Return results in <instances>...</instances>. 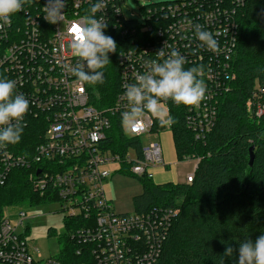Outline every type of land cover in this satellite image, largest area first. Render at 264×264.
<instances>
[{"label": "built area", "instance_id": "2783aa9c", "mask_svg": "<svg viewBox=\"0 0 264 264\" xmlns=\"http://www.w3.org/2000/svg\"><path fill=\"white\" fill-rule=\"evenodd\" d=\"M171 1L142 8L141 22H137L124 16V0H105L107 29L124 38L117 56L118 92L113 105L105 109L90 103L87 84L77 82L70 72L77 63L71 51L77 40L74 29L81 26L96 0H65L62 21L55 25L43 17L49 0H33L9 24L0 21V77L14 80L16 91L29 101L24 128L41 131L38 144L24 153L0 146V187L6 185L13 170H26L32 191L46 203L60 204L63 222L74 220L58 237L60 241L67 235L70 251L59 247L56 257L44 259L38 249L28 245L25 209L18 211L13 225L9 218L12 208H4L0 211V264H155L160 258L178 210L153 208L145 213L116 214L103 184L117 172L139 181L153 180L155 169L173 166L164 163L159 142L144 147L141 139L171 133L172 123L167 120L171 106L177 104L161 102L167 115L164 124L146 113L135 129L122 126V132L138 140V145L123 148L113 143L109 148L107 132L112 117L121 119L127 110V86L147 71L149 62L164 48L166 53L174 50L182 55L186 69L197 68L206 85L205 99L198 106L178 105L184 110V125L193 141L205 142L217 119L218 98L230 91L235 80L237 14L245 2ZM197 24L213 34L217 51L200 46L194 34ZM251 95L248 113L264 118V84L256 85ZM189 161L194 164L186 184L192 182L200 157H183V162ZM114 165L120 170L112 172ZM37 205L41 204L29 209Z\"/></svg>", "mask_w": 264, "mask_h": 264}, {"label": "trees", "instance_id": "16d2710c", "mask_svg": "<svg viewBox=\"0 0 264 264\" xmlns=\"http://www.w3.org/2000/svg\"><path fill=\"white\" fill-rule=\"evenodd\" d=\"M237 21L238 45L232 62L235 80L230 91L218 98L217 119L205 142L193 141L184 125L182 107L170 108L177 161H183L184 156L200 157L192 182L140 180L142 194L132 199L136 213L153 208L178 210L155 264H219L226 246L238 250L237 241H255L264 234V118L251 117L246 107L255 86L264 84V0H245ZM106 35L114 39L117 48L104 69V83L87 84L90 103L99 109L114 103L119 86L117 56L124 47V38L116 30L108 28ZM40 134L37 128H24L21 141L8 147L24 153L38 144ZM106 140L109 148L113 143L123 148L138 145V140L122 132L119 117H112ZM250 151L252 166L248 164ZM46 202L32 191L26 170H13L6 185L0 187V211ZM65 222L68 231L67 224L74 220ZM60 239L59 247L70 251L67 235ZM236 258L238 251L231 259L225 257V264H234Z\"/></svg>", "mask_w": 264, "mask_h": 264}, {"label": "clouds", "instance_id": "9594fccd", "mask_svg": "<svg viewBox=\"0 0 264 264\" xmlns=\"http://www.w3.org/2000/svg\"><path fill=\"white\" fill-rule=\"evenodd\" d=\"M33 0H0V21L11 23V17L21 12ZM65 0H49L43 7L44 19L57 24L64 16ZM105 0H96L80 27L74 29L77 40L72 45V54L77 63L70 68L72 76L79 83L98 85L104 83V69L110 62V54L116 52L117 44L106 35ZM99 13V16H98ZM194 34L205 50L215 52L218 42L213 34L194 25ZM157 59L149 62L144 74L137 75L135 82L127 86L125 97L127 110L121 114L122 126L135 129L146 113L159 118L161 123L166 115L162 111V101L171 100L177 105L198 106L206 96V85L199 79L197 68H185V58L164 48L156 53ZM29 110L27 98L16 91V82L0 77V146L16 145L24 133V117ZM174 121L168 118L167 123ZM238 250L226 246L219 264H225V257L233 258L238 251L234 264H264V234L255 241H237Z\"/></svg>", "mask_w": 264, "mask_h": 264}, {"label": "rangeland", "instance_id": "374dc122", "mask_svg": "<svg viewBox=\"0 0 264 264\" xmlns=\"http://www.w3.org/2000/svg\"><path fill=\"white\" fill-rule=\"evenodd\" d=\"M167 1L171 0H124L122 12L126 18L141 22L142 8ZM162 111L166 114L163 109ZM163 119L164 121L167 120V115ZM150 142H159L161 144L162 159L166 165L176 163L171 167L155 169L153 183L184 182L186 175L192 171L194 162L177 161L171 133L164 131L158 136L151 135L149 138L143 137L141 139L144 147ZM110 170L112 172L119 171L120 167L114 165L110 167ZM159 171L161 173L158 174ZM103 189L106 197L111 201L116 214H132L134 213L132 199L142 194V183L135 177L117 172L103 184ZM23 208L12 207L9 218L13 225L18 211ZM24 211L29 217L25 221V224L29 226L27 237L29 247L38 249L44 259L56 257L59 252L58 237L66 229L63 222L64 213L61 212L60 204L46 203ZM48 230L50 233H48Z\"/></svg>", "mask_w": 264, "mask_h": 264}, {"label": "water", "instance_id": "95a60500", "mask_svg": "<svg viewBox=\"0 0 264 264\" xmlns=\"http://www.w3.org/2000/svg\"><path fill=\"white\" fill-rule=\"evenodd\" d=\"M253 160H254V157H253V155H252V151H250V155H249V166H252V164H253Z\"/></svg>", "mask_w": 264, "mask_h": 264}, {"label": "crops", "instance_id": "0c3cea01", "mask_svg": "<svg viewBox=\"0 0 264 264\" xmlns=\"http://www.w3.org/2000/svg\"><path fill=\"white\" fill-rule=\"evenodd\" d=\"M176 163H170L169 165H175ZM161 173L160 171L158 172V174ZM165 183H174V184H179L177 182H165ZM181 183H184V182H181ZM164 184V183H163Z\"/></svg>", "mask_w": 264, "mask_h": 264}]
</instances>
